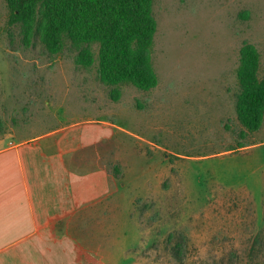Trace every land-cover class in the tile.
<instances>
[{
	"label": "rangeland",
	"instance_id": "1",
	"mask_svg": "<svg viewBox=\"0 0 264 264\" xmlns=\"http://www.w3.org/2000/svg\"><path fill=\"white\" fill-rule=\"evenodd\" d=\"M153 14L157 81L144 88L105 82L98 44L90 65L70 43L51 51L0 0V136L116 122L125 264H264V118L253 131L237 113L244 43L264 78V0H154Z\"/></svg>",
	"mask_w": 264,
	"mask_h": 264
},
{
	"label": "crops",
	"instance_id": "2",
	"mask_svg": "<svg viewBox=\"0 0 264 264\" xmlns=\"http://www.w3.org/2000/svg\"><path fill=\"white\" fill-rule=\"evenodd\" d=\"M120 131L87 116L0 136V264H125Z\"/></svg>",
	"mask_w": 264,
	"mask_h": 264
},
{
	"label": "trees",
	"instance_id": "3",
	"mask_svg": "<svg viewBox=\"0 0 264 264\" xmlns=\"http://www.w3.org/2000/svg\"><path fill=\"white\" fill-rule=\"evenodd\" d=\"M154 0H8L10 23H21L28 33L58 53L67 43L77 49L76 61L90 65L98 44L99 72L111 84L131 81L144 88L156 83L151 50L157 30ZM260 52L244 43L238 78L241 92L237 113L249 130L264 118V78Z\"/></svg>",
	"mask_w": 264,
	"mask_h": 264
}]
</instances>
